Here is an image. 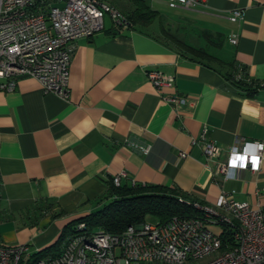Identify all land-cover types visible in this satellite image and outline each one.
Masks as SVG:
<instances>
[{
	"label": "crops",
	"instance_id": "crops-1",
	"mask_svg": "<svg viewBox=\"0 0 264 264\" xmlns=\"http://www.w3.org/2000/svg\"><path fill=\"white\" fill-rule=\"evenodd\" d=\"M161 1H146L159 15L156 24L119 27L108 17L99 31L75 39L65 99L27 76L0 90V242L25 243L29 254L44 248L65 223L99 208L120 171V185L164 186L214 207L216 160L205 161L190 139L204 130L221 161L239 138L264 144V86L246 95L223 77L264 83V0H203L191 9L166 5L167 13L156 10ZM129 6L124 12L133 0ZM234 9L243 15L230 21ZM160 24L214 61L188 57L161 35ZM146 69L171 76L172 85L155 88ZM174 95L185 98L177 109L164 100ZM221 188L264 209V147L258 170H238Z\"/></svg>",
	"mask_w": 264,
	"mask_h": 264
},
{
	"label": "built area",
	"instance_id": "built-area-1",
	"mask_svg": "<svg viewBox=\"0 0 264 264\" xmlns=\"http://www.w3.org/2000/svg\"><path fill=\"white\" fill-rule=\"evenodd\" d=\"M202 1L166 3L169 8L191 9ZM105 15L114 26L127 24L121 12L105 0H0V90H12L17 78L27 76L38 83L43 93L65 99L75 39L99 31ZM242 15L234 9L227 18L235 21ZM228 41L236 44L237 36L231 34ZM144 74L155 88L172 85L173 78L157 70L146 69ZM164 100L173 109L185 103L184 97L176 95ZM189 143L199 144L205 161L216 160L211 173L218 177L220 190L214 207L192 202L201 210V217L171 216L155 223L143 220L118 233L84 231L83 224L78 223L76 232L52 257L31 261L27 244L0 242V264H190L206 257L198 264H263L264 209L236 201L221 188L222 182L234 179L238 170H258L263 142L239 138L227 149L222 161L217 160L219 148L204 130ZM127 144L143 154L149 150V145ZM178 156L184 157L185 152ZM253 156L257 157L255 166ZM122 177L123 171L115 173L111 183L118 186ZM207 224L227 225L231 243L221 247L218 233L210 231Z\"/></svg>",
	"mask_w": 264,
	"mask_h": 264
},
{
	"label": "trees",
	"instance_id": "trees-1",
	"mask_svg": "<svg viewBox=\"0 0 264 264\" xmlns=\"http://www.w3.org/2000/svg\"><path fill=\"white\" fill-rule=\"evenodd\" d=\"M121 14L124 16L128 27H146L156 18H159L158 13L151 9L144 0H133L132 8ZM160 26L161 35L167 36L176 47L188 54L191 59H200L207 63L214 61V58L203 49L183 43L163 29L161 24ZM223 77L233 86L244 91L246 95L252 94L257 88L264 86V83L251 82L245 77L235 79L234 75L227 72L223 74ZM107 194L108 198L99 208L65 223L56 239L44 248L32 252L29 259L33 261L57 255L69 236L76 232L78 223L83 224L82 230L84 231L102 229L108 233H118L128 225L142 222L146 215L155 217L158 222H163L171 216H202L201 210L192 205L193 200L164 186L146 187L137 183H129L128 185H120L119 183L118 186H114L109 179ZM57 215L52 213L50 216L54 218ZM218 236L221 247L231 243V229L227 225H220Z\"/></svg>",
	"mask_w": 264,
	"mask_h": 264
},
{
	"label": "rangeland",
	"instance_id": "rangeland-1",
	"mask_svg": "<svg viewBox=\"0 0 264 264\" xmlns=\"http://www.w3.org/2000/svg\"><path fill=\"white\" fill-rule=\"evenodd\" d=\"M105 1H106L107 3H109V4L113 3V4H114V7H116V9H117L118 11H120L121 13H124V9L130 7V6H129V2H130V0H105ZM144 1L146 2V1H148V0H144ZM111 5H112V4H111ZM166 5H167L166 2H165L164 0H162L160 3H158V5H156V6H157V9H156V10H158L160 13H167V12L171 11V9H169ZM112 6H113V5H112ZM153 6H154V5H153ZM154 9H155V8H154ZM163 10H165V11L163 12ZM105 18H108V16L105 15V16L103 17V19H105ZM154 23L156 24V20H155L154 22H152L151 25H153ZM211 62H212V61H211ZM144 221H145V222H149V223H155L157 220H156V218L153 217V216L146 215V216L144 217ZM207 227H208V229H209L210 231H212L213 233H218L219 230H220V225H217V224H207ZM206 258H207V257H206ZM206 258H203V259H201V260H199V261H196L195 263H190V264H198V263L202 262L203 260H205Z\"/></svg>",
	"mask_w": 264,
	"mask_h": 264
},
{
	"label": "snow or ice",
	"instance_id": "snow-or-ice-1",
	"mask_svg": "<svg viewBox=\"0 0 264 264\" xmlns=\"http://www.w3.org/2000/svg\"><path fill=\"white\" fill-rule=\"evenodd\" d=\"M255 161H256V160H255V159H253V166H255Z\"/></svg>",
	"mask_w": 264,
	"mask_h": 264
},
{
	"label": "clouds",
	"instance_id": "clouds-1",
	"mask_svg": "<svg viewBox=\"0 0 264 264\" xmlns=\"http://www.w3.org/2000/svg\"><path fill=\"white\" fill-rule=\"evenodd\" d=\"M252 159H255V160H256V159H257V157H256V156H253V157H252Z\"/></svg>",
	"mask_w": 264,
	"mask_h": 264
},
{
	"label": "water",
	"instance_id": "water-1",
	"mask_svg": "<svg viewBox=\"0 0 264 264\" xmlns=\"http://www.w3.org/2000/svg\"><path fill=\"white\" fill-rule=\"evenodd\" d=\"M264 264V263H263Z\"/></svg>",
	"mask_w": 264,
	"mask_h": 264
}]
</instances>
